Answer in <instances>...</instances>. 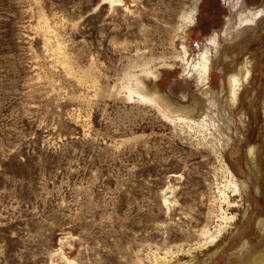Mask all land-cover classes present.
Wrapping results in <instances>:
<instances>
[{"label":"rangeland","instance_id":"rangeland-1","mask_svg":"<svg viewBox=\"0 0 264 264\" xmlns=\"http://www.w3.org/2000/svg\"><path fill=\"white\" fill-rule=\"evenodd\" d=\"M257 155L264 0H0V264H252Z\"/></svg>","mask_w":264,"mask_h":264},{"label":"bare ground","instance_id":"bare-ground-1","mask_svg":"<svg viewBox=\"0 0 264 264\" xmlns=\"http://www.w3.org/2000/svg\"><path fill=\"white\" fill-rule=\"evenodd\" d=\"M260 12H262L261 9H258L257 11H254V12L247 13L244 16L241 17L240 21L242 23L244 22L245 24L252 23V22L255 21V18L257 17V15H259ZM186 17L188 19L187 22L185 23V26L187 28V25L193 23L194 20H193L192 13L187 14ZM186 28H184V31L186 30ZM212 38H214V37H212ZM215 41H216V39L214 38L212 40V42L215 43ZM185 52L186 51H184V53ZM200 55H202V60L199 62L200 63L199 64L200 67L196 68V70L198 72V76L201 79L204 80V78H206L207 73H208V64H209V56L207 54L206 49H204V47L202 48V52H201ZM182 59L185 60L184 57H182ZM244 72L245 73H248L249 72V67H248L247 64L243 65L242 67L240 66V70L239 71H234L231 74L232 76H230V78L228 80L230 97H231L232 100H235L236 99V96L238 95V89H239V87L241 85V82L243 81L242 76L244 77V75H245V77H247V74H244L243 75ZM244 79H246V78H244ZM222 84H224V83H222ZM155 90H157V88L151 89V91H155ZM161 96L164 98V101L166 102V104H169L168 106L172 107L173 109H179L182 112L191 113V114H197L199 112L200 108H201L200 102L195 97H193L192 100H190V101H188L186 103H182V102H180V101H178V100H176L174 98H171V97H169L167 95L165 96V94H161ZM177 119L178 120H180V119L186 120L187 118L185 117V115L184 116L183 115H178L177 116ZM188 120H190V119H188ZM191 122L196 123V121H194V120H192ZM253 152H254V146H250L249 147V153H253ZM254 160H256V162H254L255 170H257V171L260 172L258 178L262 182L263 181V177H264L263 176V173H264V162H262L263 160L260 157V155L255 156ZM226 171L228 172V175L230 174L229 175L230 177H229V179H228L227 182H229L232 185V187L234 188V190L236 188L237 191H238L239 190V187H238V183L236 182V179L234 178L233 174L227 168H226ZM233 216H234V214L232 213L230 216H226V217H223V218H225L226 220H231L233 218ZM258 225H259V228L258 229H260V231H261L260 234L262 235V237H264V219L263 220H260L259 223H258ZM250 259H251L250 261H251L252 264H264V250L261 251V252H259V251L256 250L253 253L252 258H250ZM155 264H160V263L157 261Z\"/></svg>","mask_w":264,"mask_h":264}]
</instances>
